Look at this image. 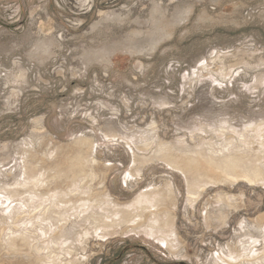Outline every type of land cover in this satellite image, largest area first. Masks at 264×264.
<instances>
[{"label": "rangeland", "instance_id": "1", "mask_svg": "<svg viewBox=\"0 0 264 264\" xmlns=\"http://www.w3.org/2000/svg\"><path fill=\"white\" fill-rule=\"evenodd\" d=\"M0 264H264V0H0Z\"/></svg>", "mask_w": 264, "mask_h": 264}]
</instances>
